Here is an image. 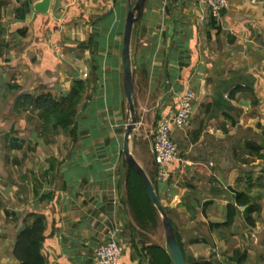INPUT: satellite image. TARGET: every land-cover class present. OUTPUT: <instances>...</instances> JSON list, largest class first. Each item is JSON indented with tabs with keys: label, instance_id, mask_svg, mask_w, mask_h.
Here are the masks:
<instances>
[{
	"label": "crops",
	"instance_id": "obj_1",
	"mask_svg": "<svg viewBox=\"0 0 264 264\" xmlns=\"http://www.w3.org/2000/svg\"><path fill=\"white\" fill-rule=\"evenodd\" d=\"M27 1L31 12L19 21L15 10ZM40 1L10 0L0 18L6 29L0 36V264H20L17 237L35 215L46 220V264H96L95 249L113 231L124 248L122 263L144 264L120 203V150L107 126L125 98L129 0H51L48 14L35 12ZM116 1L124 11L116 12ZM136 40L133 62L136 55L152 59L148 92L165 102L158 117L177 108L186 89L196 94L188 126L172 129L178 158L160 183L162 203L173 210L190 255L229 252L226 261L236 264L233 251L243 247L245 264H264L256 252L264 250V205L257 200L264 196V150L258 156L246 147L261 146L264 134V0H230L219 20L196 0H147ZM166 57L169 80L161 73ZM77 80L91 81L93 92L80 108L78 139L58 136L48 145L38 112L19 115L13 103L21 94L59 98ZM187 177L192 185H185ZM238 185L252 198L249 217L259 215V222L250 227L240 208L230 231L211 232L209 223L226 221ZM223 212L225 219L216 221ZM202 232L208 244L190 245Z\"/></svg>",
	"mask_w": 264,
	"mask_h": 264
},
{
	"label": "trees",
	"instance_id": "obj_2",
	"mask_svg": "<svg viewBox=\"0 0 264 264\" xmlns=\"http://www.w3.org/2000/svg\"><path fill=\"white\" fill-rule=\"evenodd\" d=\"M1 3L2 2L0 1V6L2 5ZM30 12L31 5L27 1L20 8L15 10L16 19L19 21H26ZM5 31L6 29L0 23V36H2ZM136 38L137 31L134 33L133 44L137 41ZM135 57L136 59H134L133 62L134 94L137 104V89H141V86L144 83L149 85L151 77L154 78V72L150 69V65H152L151 58L146 61L147 58H144V56H142L141 59H137V55ZM161 73L164 75L165 79L169 78L167 68H161ZM10 89L15 92L19 91L18 87H10ZM92 93L91 81L77 80L74 81L71 90L67 93H62L59 98H56L50 92L40 95L21 94L15 99L13 108L19 115H22L28 110L38 112L39 118L42 122L40 134L46 144H55L58 136H64L70 138L71 141L76 142L78 139L77 131L79 127L80 108L84 101L90 99ZM246 147L248 149L253 148L259 156L260 152L264 150V134L261 146L248 144ZM120 156L123 157V153H121ZM263 156L264 154L260 155V158ZM154 162L155 170L152 172L153 178H150L161 199V191L159 190L160 185L156 182L157 180H154L158 176V166L155 157ZM123 167L125 168V183L123 192H121V197H124V204H122V206L128 215V222L130 223L129 225L132 231L133 241L136 247L139 248V253H141L143 259L149 264H173L164 247L149 244L144 241V238L146 239V233L154 232L160 226V216L156 208L152 205L139 175L127 165L126 161H124ZM232 190L235 194V204L227 207V217L224 223H209V230L211 232L220 229H227L230 231L241 213L240 208H246L244 214L248 216L246 222L250 227H256L257 222H259V215H257L255 219L249 217L253 211L251 196L240 187H235ZM183 204L188 207L186 200ZM165 208L170 217L177 240L186 257L187 264H221L220 259L217 256L209 258L199 257L196 260L189 261L185 250L187 243L183 242V237L179 234L174 223L173 210L168 207ZM33 218V224L25 227L19 233L15 244L14 257L20 264H46L45 258L42 255L46 220L40 215H35ZM138 232H140L139 234L143 238L141 243L136 242V238L134 239ZM142 234H144L145 237ZM189 244H208V241L205 238L196 237V239H192ZM247 259V251L238 248L233 251L230 260L236 264H245Z\"/></svg>",
	"mask_w": 264,
	"mask_h": 264
},
{
	"label": "rangeland",
	"instance_id": "obj_3",
	"mask_svg": "<svg viewBox=\"0 0 264 264\" xmlns=\"http://www.w3.org/2000/svg\"><path fill=\"white\" fill-rule=\"evenodd\" d=\"M0 1L2 2L1 3L2 5L0 6V18H1L2 14L4 12V10H3L4 6H5V8H4L5 11H6V9H9L8 3L10 2V0H0ZM136 1L137 0H132V2L134 4ZM116 2H117L115 5L116 6L115 7L116 12L118 10H120L121 12L124 11L121 7L122 5L119 3L120 1H116ZM146 2H147V0H146ZM125 12H126V18H127L128 8H127V10H125ZM148 90H150L149 85H147L145 83L141 86V89H137L136 109H137V119H138V130L132 138V141H131L132 144L131 145H132V154H133L134 158L146 170V172L149 173L148 174L149 177H152V174H153L152 172L155 170V162H154V155L151 154L150 149H151V144H153V140H154L157 117H158V115L160 113V109H161L160 104L164 103V99L161 97L158 98L155 93L150 94L148 92ZM108 111H111V109H108ZM113 115L114 116L112 119L107 120V122L109 121V124L107 126H108V128H110L109 131H111V135L113 137V141L111 142V145L116 146L115 145L116 141H114V140H118L119 150H120V154H121L122 149H123V139H124V133H125V128H126V121L128 118V114H127V110H126V99L125 98H124V101L120 102L118 110H115L113 112ZM67 140L68 139H66V141ZM118 159H119V161H118L119 171H117V173L119 174L120 168H121V166H123V163L125 161V157L123 155V157L120 156ZM154 180L155 181L157 180L156 182L159 183V185H160L161 182L158 180V176ZM173 182L174 181H172V183ZM192 183H193V181L190 180L188 177L185 179V185L186 186H189L190 184L192 185ZM181 184L183 185L184 183L181 181L180 185L178 184V187H181ZM159 185H158V187H159ZM236 187L242 188L241 185H238ZM242 189H244V187ZM159 190H160V187H159ZM257 200L260 203V205H264V204H262V201L264 200V196H259L257 198ZM118 202H119V200H118ZM163 205L165 206V203H163ZM215 216H216V218H215L216 221L225 219L224 212L220 213V214L218 213ZM252 217L253 216H251V218ZM173 219H174V217H173ZM160 220H161V218H160ZM139 233L140 232H138V234H136L134 239L136 238V242L141 243L143 238ZM142 235L144 237L146 235V239L144 238L145 242H148L149 244H155V245H160L162 247H165V231H164V228L162 225V220L160 221V226L154 232L146 233L145 235L144 234H142ZM193 236H195V235H193ZM198 236H200L202 238H206V237L209 238V236H206L204 234V232H202ZM254 247L258 249V245H254ZM185 250H186L189 261H192L193 258L190 255L191 252L188 250V246H186ZM231 250H232V248H229V251H231ZM256 252H258V255H259V253H261L260 256L263 255L262 257L264 259V250L259 248ZM228 253L229 252H224V255L222 253V254H220V257H218L219 254H212V253H211V256H201L200 253H198V256L199 257H206V258L217 256L220 259L221 264H225V263L230 264V262L226 261L227 260L226 258H228V257H226V256H228ZM139 255H140V258L142 259V262L144 264H149L145 259H143V257L141 256V253H139ZM256 255L254 256V258L259 257L258 255L257 256Z\"/></svg>",
	"mask_w": 264,
	"mask_h": 264
},
{
	"label": "water",
	"instance_id": "obj_4",
	"mask_svg": "<svg viewBox=\"0 0 264 264\" xmlns=\"http://www.w3.org/2000/svg\"><path fill=\"white\" fill-rule=\"evenodd\" d=\"M51 0H43L34 4V10L40 14H48ZM146 5V0H137L135 4L132 0L128 3V15L124 29L122 46V89L126 99V110L128 118L123 139L122 153L125 161L141 178L152 205L156 208L165 231V250L173 264H187L186 257L177 240L170 217L163 205L156 188L146 170L137 162L132 154V138L138 130L137 109L134 94V66L132 56V46L134 33L140 28L141 20ZM168 57H166L164 67L167 68ZM125 183V168L122 166L119 172V189L123 192ZM124 204V197L121 198ZM245 209V208H243Z\"/></svg>",
	"mask_w": 264,
	"mask_h": 264
},
{
	"label": "built area",
	"instance_id": "obj_5",
	"mask_svg": "<svg viewBox=\"0 0 264 264\" xmlns=\"http://www.w3.org/2000/svg\"><path fill=\"white\" fill-rule=\"evenodd\" d=\"M207 6L211 17L221 19L230 9V0H196ZM196 94L192 89H186L179 98L178 107H166L157 119L153 140V151L158 166V180L165 184L168 180V166L177 160V147L171 139L172 129H183L193 118ZM165 102L160 104L164 107ZM120 203H122L120 201ZM109 239L95 249L96 264H123L124 248L118 242L115 231L109 232Z\"/></svg>",
	"mask_w": 264,
	"mask_h": 264
}]
</instances>
